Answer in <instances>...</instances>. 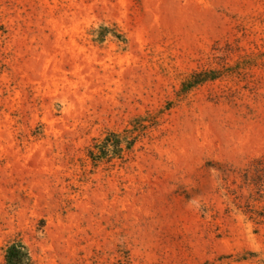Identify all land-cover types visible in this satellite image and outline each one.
<instances>
[{
    "label": "rangeland",
    "instance_id": "1",
    "mask_svg": "<svg viewBox=\"0 0 264 264\" xmlns=\"http://www.w3.org/2000/svg\"><path fill=\"white\" fill-rule=\"evenodd\" d=\"M14 241L264 264V0H0V264Z\"/></svg>",
    "mask_w": 264,
    "mask_h": 264
},
{
    "label": "trees",
    "instance_id": "2",
    "mask_svg": "<svg viewBox=\"0 0 264 264\" xmlns=\"http://www.w3.org/2000/svg\"><path fill=\"white\" fill-rule=\"evenodd\" d=\"M215 78V72L212 71L196 73L183 83V89L187 90L188 88L192 87L193 84L198 85L207 80H212ZM111 135L115 138H118L116 141L118 145L114 148L113 154L117 158H122L124 149L121 147V143L125 142V149L129 151L132 148L133 141H128V139L123 141L121 138H119L120 136L118 134L112 133ZM109 155V149L99 145L96 151L89 152L90 159L94 163L108 158ZM30 261L31 259L29 253L23 243L14 241L6 247L5 264H29Z\"/></svg>",
    "mask_w": 264,
    "mask_h": 264
}]
</instances>
